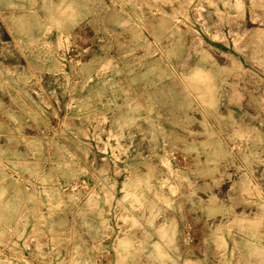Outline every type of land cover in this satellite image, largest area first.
Masks as SVG:
<instances>
[{
  "label": "rangeland",
  "instance_id": "1",
  "mask_svg": "<svg viewBox=\"0 0 264 264\" xmlns=\"http://www.w3.org/2000/svg\"><path fill=\"white\" fill-rule=\"evenodd\" d=\"M20 2L0 264H264V0Z\"/></svg>",
  "mask_w": 264,
  "mask_h": 264
},
{
  "label": "bare ground",
  "instance_id": "2",
  "mask_svg": "<svg viewBox=\"0 0 264 264\" xmlns=\"http://www.w3.org/2000/svg\"><path fill=\"white\" fill-rule=\"evenodd\" d=\"M30 1H35V0H30ZM65 0H62V2H64ZM89 0H68V7L72 8V7H77L78 9L80 8H84L87 7ZM13 7H16V9H18L20 11V8H24V2L23 0H21V2L19 4H15L13 5ZM14 13V14H13ZM11 13L12 15H10V19L12 20V22L14 23V25H16V29L19 30L20 32L23 31L24 27L21 25L22 23H24V15H20V16H16V12ZM62 37V36H61Z\"/></svg>",
  "mask_w": 264,
  "mask_h": 264
}]
</instances>
